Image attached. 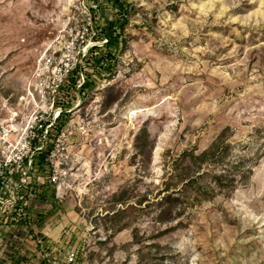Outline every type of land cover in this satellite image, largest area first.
<instances>
[{"label": "rangeland", "instance_id": "obj_1", "mask_svg": "<svg viewBox=\"0 0 264 264\" xmlns=\"http://www.w3.org/2000/svg\"><path fill=\"white\" fill-rule=\"evenodd\" d=\"M126 2V46L99 70L90 63L108 50L93 38L85 81L70 77L51 127L56 112L30 93L37 60L90 18L99 34L96 20H116L117 7L0 0V123L20 131L48 111L38 140L53 145L13 174L0 264H50L71 249L72 264H264V0ZM217 141L199 186L161 205L166 184L180 188L197 169L184 153Z\"/></svg>", "mask_w": 264, "mask_h": 264}, {"label": "built area", "instance_id": "obj_2", "mask_svg": "<svg viewBox=\"0 0 264 264\" xmlns=\"http://www.w3.org/2000/svg\"><path fill=\"white\" fill-rule=\"evenodd\" d=\"M91 9L89 8V12H91ZM90 30H93V20L91 18L87 26L83 25L79 27L78 31L75 30L76 38L74 40L67 43L57 42L35 64L32 81L36 85L33 86L30 93L32 96L36 94L42 102H46L50 106V113L56 112L51 127L55 125L56 119L63 112L59 104L60 99L64 98L70 77L75 73L81 77L82 81H85V60L91 48L96 46V42L91 43L93 38L96 41L95 39L98 37L95 31L91 33ZM87 37L90 39H87ZM105 40L107 42V39ZM83 84L81 83L78 86ZM45 112L48 111H37L35 119L32 122L28 119L20 131L18 128H13L12 125L0 123V228L3 218H9L10 214L9 207L5 204L10 202L15 194L14 190L10 189L13 183V174L20 169L33 167L37 163L38 156L36 154L44 150L46 146V139L42 142L38 140L45 129V137L47 138L49 135L48 125L44 122L46 118L43 114ZM47 160L51 168L52 165L54 167L59 166L58 161H54L52 158H50L51 162L49 159ZM20 182L21 186L26 184L24 178ZM5 191L9 192L8 196L7 194L3 195ZM44 256H48V254L45 253ZM45 258L50 264H72L75 262L77 254L71 249L66 252L64 259L53 256Z\"/></svg>", "mask_w": 264, "mask_h": 264}, {"label": "trees", "instance_id": "obj_3", "mask_svg": "<svg viewBox=\"0 0 264 264\" xmlns=\"http://www.w3.org/2000/svg\"><path fill=\"white\" fill-rule=\"evenodd\" d=\"M111 1L117 7L116 11L117 13H119V17L116 20L110 18L109 20L105 21V24H103L102 26L101 24H99L100 20L99 21L96 20L95 22L97 23V27L98 28L100 27L98 29L100 32L98 36L107 39V42L104 44V48L107 49L108 52L105 55H101L96 61H94L95 63H90L91 65L93 64V67H96L99 70H104V68H107L108 71L112 69L113 64L111 63V58H113L112 54H114V51L119 52L122 49V47L126 46L127 40L123 36V33L125 31L126 24H128L129 22V15H130V6L128 5L126 0H111ZM112 48H113V51L111 52ZM98 49H99V46H94L89 51V54L86 58L88 65H89V61H91L92 56H94L95 53H97ZM74 76H75V73H73L71 78H73ZM84 85H86V82L83 84V87ZM61 126L62 125L60 126L56 125L55 129L57 130V134L60 132V129L62 128ZM218 144H219V141L215 142L210 149H208L207 151H204L200 156H196L193 151H187L184 153V155L191 158L193 163L197 165V169H194V172L192 174H189L187 179L182 180L183 185L180 188L178 186H175L174 183H172V185L174 184L173 186L170 185V183L166 184V186L159 193L160 195L163 194L158 200L161 205H165V206L173 205L175 202L180 201L182 196L186 194V190H188V187H191L190 185L199 184V177L196 176V174L199 172L198 169L201 168L200 161L206 160V158L208 157L210 158V155L214 154L216 150L218 151L217 149ZM52 147L53 145L47 144L44 150H42L39 153V156L37 157L36 162H43ZM174 176L175 177L173 178H176L177 175H174ZM214 176H215L214 178H215L216 184H218L219 186H222L221 184H224L223 183L224 178H222L223 174L214 175ZM30 189H32V186H30ZM199 192L202 193L203 190L202 191L199 190ZM203 194L208 195V192H205ZM19 219H22V218H16V216H14L12 219V222L13 223L19 222ZM20 222H21L20 224L25 225V226L29 223L25 219L21 220Z\"/></svg>", "mask_w": 264, "mask_h": 264}, {"label": "crops", "instance_id": "obj_4", "mask_svg": "<svg viewBox=\"0 0 264 264\" xmlns=\"http://www.w3.org/2000/svg\"><path fill=\"white\" fill-rule=\"evenodd\" d=\"M4 230H5V229H4ZM8 233H9V232H7L6 234H8ZM10 233H12V232H10ZM2 234H5V232L2 231ZM2 234H1V235H2ZM8 248L11 249V247H8ZM9 249H8V250H9ZM3 257H4V256H3ZM4 258H5V257H4ZM8 262H9V261L6 260V261L3 262V264H9Z\"/></svg>", "mask_w": 264, "mask_h": 264}]
</instances>
